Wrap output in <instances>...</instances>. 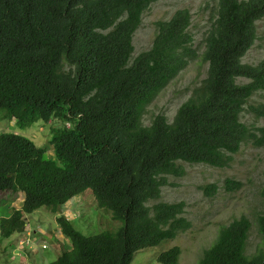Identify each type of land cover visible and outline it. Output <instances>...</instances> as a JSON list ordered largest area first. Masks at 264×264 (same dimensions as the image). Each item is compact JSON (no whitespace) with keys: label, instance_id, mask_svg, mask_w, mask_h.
I'll list each match as a JSON object with an SVG mask.
<instances>
[{"label":"trees","instance_id":"obj_1","mask_svg":"<svg viewBox=\"0 0 264 264\" xmlns=\"http://www.w3.org/2000/svg\"><path fill=\"white\" fill-rule=\"evenodd\" d=\"M157 1L0 0V118L20 128L53 118L71 123L52 128L55 159L27 137L0 133V215L24 196L0 217L1 239L26 232L25 214L42 207L60 214L88 191L123 223L86 236L59 215L70 248L47 264H133L136 252L191 227L183 201L155 202L168 176L184 175L181 162L224 168L245 141L264 146V128L241 121L249 99L264 91V58L243 61L258 38L264 0H207L215 4L202 54L207 76L173 121L160 114L145 125L146 107L200 56L187 8L158 20L151 47L133 56L134 35ZM250 110L264 117V105ZM224 186L235 191L242 183ZM203 189L214 195L217 186ZM261 196L264 203V181ZM251 226L247 216L223 225L198 264H264V210L262 247L249 257ZM180 256L173 246L157 261L179 264Z\"/></svg>","mask_w":264,"mask_h":264},{"label":"rangeland","instance_id":"obj_2","mask_svg":"<svg viewBox=\"0 0 264 264\" xmlns=\"http://www.w3.org/2000/svg\"><path fill=\"white\" fill-rule=\"evenodd\" d=\"M215 4L207 0H159L145 11L142 23L136 31L133 44L134 54L151 47L156 35L155 23L167 20L178 10L187 8L192 15L191 31L195 37L199 58L192 61L181 71L151 103L146 107L143 123L150 125L157 115H164L173 121L179 107L193 94L207 76V63L202 54L205 49L204 37L211 25V15ZM258 38L252 48L244 56L245 63L256 64L264 58V18L257 22ZM264 105V91L256 92L245 106L241 121L248 127L264 128V117H258L250 107ZM2 112L0 111V117ZM70 127L71 123L53 118L46 123L38 121L26 128L17 126L14 120L0 118V133H14L31 139L37 146L45 148V157L55 159L50 144L52 128ZM184 175L168 176V184L162 188L161 197L155 202L185 203L184 216L191 222V227L180 232L174 240L136 252L133 264H161L158 255L173 246H179L181 256L179 264H198L205 249L210 247L218 236L219 229L233 219L247 216L251 230L247 240L245 253L252 256L262 247V237L258 232L257 218L264 210L261 196L264 181V146H257L252 140L245 141L236 154L232 155L229 166L220 168L208 164H191L181 162ZM240 181L242 187L235 191L225 188V181ZM215 184L217 191L208 195L203 187ZM23 194L12 202L15 207L22 206ZM151 202L150 204H153ZM6 207V206H5ZM11 210L6 207L7 215ZM63 215L70 219L74 226L86 236L96 235L105 231H117L123 223L112 218L111 212L97 206L90 191L78 195L68 201L60 214H53L46 207L33 213L25 214L27 221L25 247H20L21 233H14L10 238L0 237V264H47L54 261L65 249V243L58 240L61 234L57 217ZM32 234V235H31ZM46 248H43V245ZM21 253V256H17Z\"/></svg>","mask_w":264,"mask_h":264},{"label":"crops","instance_id":"obj_3","mask_svg":"<svg viewBox=\"0 0 264 264\" xmlns=\"http://www.w3.org/2000/svg\"><path fill=\"white\" fill-rule=\"evenodd\" d=\"M22 202H23V201L21 200V203H22ZM6 207L9 208L10 210L13 209V208H17V207H15V205H14L13 203H8V204L6 205ZM6 207H5V208H6ZM5 208H4V209H5ZM5 210H6V209H5ZM26 233H28V232L26 231L25 233H22V234H21V235H22L21 237H22V238L26 237V235H27ZM31 235H32V234H31ZM63 238H64V236H63L62 234H60V235L58 236V240L62 241L61 243H65V242L63 241ZM64 239H65V238H64ZM65 240H67V239H65ZM26 264H27V263H26ZM28 264H30V263H28Z\"/></svg>","mask_w":264,"mask_h":264},{"label":"built area","instance_id":"obj_4","mask_svg":"<svg viewBox=\"0 0 264 264\" xmlns=\"http://www.w3.org/2000/svg\"><path fill=\"white\" fill-rule=\"evenodd\" d=\"M22 240H20L19 244H20V247H25L26 246V242L24 241V238H21ZM43 248H46V245L44 244L43 245ZM17 256H21V253H17L16 254Z\"/></svg>","mask_w":264,"mask_h":264}]
</instances>
